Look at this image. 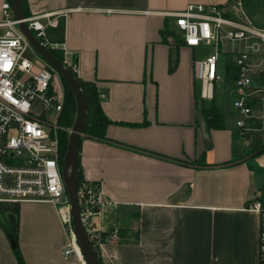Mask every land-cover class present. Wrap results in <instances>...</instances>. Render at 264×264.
Returning a JSON list of instances; mask_svg holds the SVG:
<instances>
[{
	"label": "crops",
	"instance_id": "obj_1",
	"mask_svg": "<svg viewBox=\"0 0 264 264\" xmlns=\"http://www.w3.org/2000/svg\"><path fill=\"white\" fill-rule=\"evenodd\" d=\"M230 1L26 0L27 16L82 7L45 25L43 37L74 62L77 78L104 94L109 141L82 136L78 152L82 180L99 185L107 200L100 224L115 232L100 245L103 264H257L260 218L246 206L264 191V151L252 152L264 137L255 146L244 139L264 130L239 136L232 106L225 113L218 104L224 125L208 127L195 91L194 48L164 37L166 27L175 32L168 13ZM248 1L243 13L259 18ZM16 205L0 212V264H19L8 213L23 264H85L63 253L67 232L57 206Z\"/></svg>",
	"mask_w": 264,
	"mask_h": 264
},
{
	"label": "built area",
	"instance_id": "obj_2",
	"mask_svg": "<svg viewBox=\"0 0 264 264\" xmlns=\"http://www.w3.org/2000/svg\"><path fill=\"white\" fill-rule=\"evenodd\" d=\"M241 1L188 3L181 11L168 15L184 45L212 49L192 63L200 99L212 101L216 87L222 86L237 114L238 135L249 138L254 131L264 130V22L256 24L245 16ZM81 8L26 16L24 20L36 37L45 40V25L55 26L60 15ZM18 21L11 4L4 0L0 19V203L45 201L57 206L67 232L63 253L77 259L75 234L72 225L67 226L71 219L56 136L63 92L56 86L54 71L46 64L38 66L32 58ZM64 64L74 70L73 63ZM77 199L92 246L113 239L115 232L105 231L100 224L107 200L99 185L82 181ZM63 206L67 207L68 221L63 217ZM246 209L256 211L260 218L257 264H264V204L255 198Z\"/></svg>",
	"mask_w": 264,
	"mask_h": 264
},
{
	"label": "water",
	"instance_id": "obj_3",
	"mask_svg": "<svg viewBox=\"0 0 264 264\" xmlns=\"http://www.w3.org/2000/svg\"><path fill=\"white\" fill-rule=\"evenodd\" d=\"M11 6L14 16L18 21L17 26L22 32L29 45L35 50L37 55L48 65L57 75L64 80L72 96L75 98L76 111L74 121L69 129L66 149L60 164V172L64 190L69 204V215L71 219L72 230L75 234L76 242L85 264H100L91 240L88 237L86 228L81 219L80 208L77 199L79 175H78V152L80 139L84 134L86 127V117L88 109V100L82 91L78 78L73 71L69 69L62 61L57 59L50 50L41 43L28 27L24 18V6L22 0H11ZM9 225L15 228V216L12 213L7 214Z\"/></svg>",
	"mask_w": 264,
	"mask_h": 264
},
{
	"label": "trees",
	"instance_id": "obj_4",
	"mask_svg": "<svg viewBox=\"0 0 264 264\" xmlns=\"http://www.w3.org/2000/svg\"><path fill=\"white\" fill-rule=\"evenodd\" d=\"M11 4V0H7ZM23 6H24V13L25 16L28 15V6L26 4V0H22ZM167 28V27H166ZM165 31L169 28L166 29ZM37 39L45 45L50 52L60 61L64 62L63 53L60 49L55 47H49L45 40L41 37H37ZM179 42L181 41V38L178 36ZM178 42V43H179ZM74 63V62H73ZM74 73V72H73ZM231 76L229 73L226 74V78H229ZM62 80V79H61ZM80 87L84 94L87 97L88 100V109H87V117H86V127L83 136L94 138L95 140H104L109 141V139L106 137V127L110 123V120L105 116L101 109L100 105V96L99 92L97 90L96 85L91 81H83L82 79L78 78ZM63 82V103H62V110L59 111L56 119L57 123V130H56V136L58 138V155H59V162L62 163L63 156L66 149V143H67V137H68V131L72 126V123L74 121L75 117V111H76V103L75 98L72 96V92L66 85V83ZM201 113L204 116V119L206 121V124L208 127H214L219 128L224 125V118H223V111L222 109L213 101L208 106H202L201 107ZM264 151V145H261L254 149L252 152H261ZM251 168H254L253 165H251ZM259 173L262 172L260 169L257 170ZM78 175H79V183L82 181L81 171L78 163ZM90 182V181H88ZM94 183L95 182H91ZM263 204H264V191L261 192V194L257 197ZM6 203H0V212L4 215L5 211H17V203L14 205H10L8 208L4 205ZM5 218V216H4ZM6 219V218H5ZM9 232V238L11 240V244L13 246L14 251L16 252L17 259L19 261V264H23L20 252L17 248V241H16V228L14 229H8ZM77 244V243H76ZM78 253L80 257L82 258L81 252L79 250V247L77 245ZM98 261L100 264H103V261L101 259V256L99 255V252H95ZM83 260V258H82ZM84 262V260H83Z\"/></svg>",
	"mask_w": 264,
	"mask_h": 264
},
{
	"label": "rangeland",
	"instance_id": "obj_5",
	"mask_svg": "<svg viewBox=\"0 0 264 264\" xmlns=\"http://www.w3.org/2000/svg\"><path fill=\"white\" fill-rule=\"evenodd\" d=\"M249 5L253 8H255L256 10L259 9V18H249L251 21H253L254 23L256 24H261L262 22V18H263V13L262 15L261 12H262V6L264 7V0H249L248 1ZM42 21V23H45L43 19H40ZM0 32H1V28H0ZM43 33H44V37H46V39L49 37V32H48V29L45 28L43 30ZM164 37L165 38H169L170 41L174 42V43H178L179 39L178 37L176 36V33L170 29H167L164 33ZM28 50L29 52L32 54V58L34 60H37V64L40 66V65H45V62L37 55V53L35 52V50L30 46L28 47ZM212 49L208 46H198V47H195L193 49V56L196 57V58H199V57H202L204 56L205 54L211 52ZM68 64H72V62H68ZM68 66V65H67ZM54 77H55V83H56V86L59 90H61L63 92V80H61V78L57 75V73L54 71ZM195 91H196V96L198 98V101L200 100V96H199V90H200V86H199V82L196 81V84H195ZM223 87H216L215 89V103L218 104V105H222L223 109H224V112L227 113L228 112V109L231 108V101L224 96V93H223ZM210 102L208 100H204V105L207 106L209 105ZM50 119L52 121H54V115H51L50 116ZM70 129V128H69ZM69 129L67 128V131L69 133ZM263 133L262 132H256L254 134V137L252 139H244V142H246L249 146H255V145H258L259 143H261L263 141ZM264 190V189H263ZM68 221V220H66ZM68 228L71 227V224L69 223V225H67ZM66 229V228H65ZM68 231V230H67ZM72 239H74V234H72ZM102 243L103 242H106V241H101ZM76 244V242H74ZM101 243V244H102ZM77 246V244H76ZM93 249L94 251H98L99 252V248L100 246L98 247V244L96 243H93ZM73 256V255H72ZM74 257V256H73ZM76 259V258H75ZM78 264H82L79 260H77Z\"/></svg>",
	"mask_w": 264,
	"mask_h": 264
},
{
	"label": "bare ground",
	"instance_id": "obj_6",
	"mask_svg": "<svg viewBox=\"0 0 264 264\" xmlns=\"http://www.w3.org/2000/svg\"><path fill=\"white\" fill-rule=\"evenodd\" d=\"M66 210H67V207L66 206H63ZM63 211V210H62ZM62 214H63V217L64 216H66V215H64V212H62ZM69 216L67 215V219L65 218V220H68L69 218H68ZM79 247V246H78ZM80 250V249H79ZM75 251H76V255H79V253H78V249H77V246H76V244H75ZM82 255V254H81ZM83 258V257H82ZM84 260V259H83ZM85 263V262H84Z\"/></svg>",
	"mask_w": 264,
	"mask_h": 264
}]
</instances>
